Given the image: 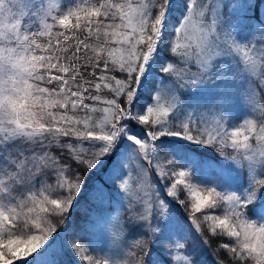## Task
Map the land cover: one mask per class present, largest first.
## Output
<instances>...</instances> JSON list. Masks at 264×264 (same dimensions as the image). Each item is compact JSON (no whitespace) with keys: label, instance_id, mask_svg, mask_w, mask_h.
<instances>
[{"label":"snow or ice","instance_id":"6c2138e0","mask_svg":"<svg viewBox=\"0 0 264 264\" xmlns=\"http://www.w3.org/2000/svg\"><path fill=\"white\" fill-rule=\"evenodd\" d=\"M262 101L264 0H0V264H264Z\"/></svg>","mask_w":264,"mask_h":264},{"label":"trees","instance_id":"16d2710c","mask_svg":"<svg viewBox=\"0 0 264 264\" xmlns=\"http://www.w3.org/2000/svg\"><path fill=\"white\" fill-rule=\"evenodd\" d=\"M107 96H108V90H103L102 91V98H106ZM262 102H264V101H262ZM96 106L101 107L102 105H96ZM257 117H259V113L257 114ZM187 148L190 150H193L195 153H197L196 155H198L199 158H201V159L214 158L216 155V153H214L211 149H206L203 147L200 150L192 148L191 146H187ZM97 178H99V177H97ZM86 206H87L86 201L82 200L81 205L77 207V214L82 213L84 207H86ZM175 207H176L175 210L178 213L183 211L182 208H180L179 206H175ZM203 260H204V264H216L215 257L211 254H206L203 257Z\"/></svg>","mask_w":264,"mask_h":264},{"label":"rangeland","instance_id":"374dc122","mask_svg":"<svg viewBox=\"0 0 264 264\" xmlns=\"http://www.w3.org/2000/svg\"><path fill=\"white\" fill-rule=\"evenodd\" d=\"M258 114V113H257ZM242 122V121H241ZM191 146L192 148H195V149H201L202 147L200 146H196V145H189ZM186 151L190 152L193 156L199 158L198 155H196L197 153H195L193 150H190V149H186ZM145 166L147 167V163L145 162ZM133 187H135V184H133ZM176 206H179V205H176ZM180 207V206H179ZM176 208V207H175ZM181 208V207H180ZM67 261H68V264H76V261H75V258L72 257L70 254L68 257H66Z\"/></svg>","mask_w":264,"mask_h":264}]
</instances>
